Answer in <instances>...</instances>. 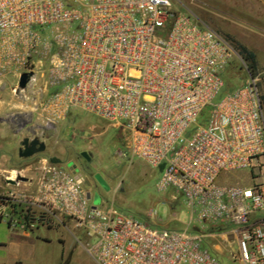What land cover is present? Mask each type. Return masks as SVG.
Here are the masks:
<instances>
[{"label":"built area","instance_id":"2783aa9c","mask_svg":"<svg viewBox=\"0 0 264 264\" xmlns=\"http://www.w3.org/2000/svg\"><path fill=\"white\" fill-rule=\"evenodd\" d=\"M236 55L171 0H0V77H17L11 92L31 97L41 124L76 107L108 121L131 156L160 168L157 191L173 189L198 223L233 225L239 263L264 264V179L217 181L264 154L260 76L243 62L247 75L215 100ZM23 72L32 74L21 88ZM34 168L0 189L10 226L29 232L68 218L99 264H221L203 234L94 204L81 173L46 157Z\"/></svg>","mask_w":264,"mask_h":264},{"label":"rangeland","instance_id":"374dc122","mask_svg":"<svg viewBox=\"0 0 264 264\" xmlns=\"http://www.w3.org/2000/svg\"><path fill=\"white\" fill-rule=\"evenodd\" d=\"M171 1L173 8L189 13L199 19L201 24L225 37L237 55L241 54L242 46L255 54L254 74L260 76L258 87L262 94L264 0ZM237 55L233 56L228 66L231 69L225 72L226 90L240 83L239 77L247 75L243 62H248ZM2 82V95L15 99L11 87L17 82V77L7 74ZM224 88L215 100L224 94ZM4 111L0 112V115L15 129L27 126L24 130L25 136L37 135L46 144L42 152L22 158L20 168L26 170L20 175H33L37 161L46 157L69 170L81 173L84 187L92 195H99L98 203H94L93 197L91 198L94 204L107 206L112 202L114 208L160 227L187 226L189 230L203 234V245L217 256L221 264H240L235 255L237 249L233 225L224 222L198 223L190 217L189 209L173 189L157 191L155 182L159 177L160 168L151 167L143 160L131 156L122 147L120 130L108 121L76 107L54 126H43L31 110V97L20 98L18 106L6 108ZM208 117L209 107H206L199 115L197 123L205 125ZM119 150L124 151L126 155H119ZM83 151L88 153L89 159L81 155ZM73 165H76L77 169L73 168ZM95 174L100 175L107 187L97 181ZM263 179L264 154L254 160L252 167L221 171L217 176L220 183L242 185H250ZM2 187L4 185L0 186V189ZM150 210L155 211L151 217L148 215ZM62 220L63 222L37 224L29 231V236H24L21 229L10 226L6 219L0 220V264H8L10 258L18 261L17 264H99L87 251V239L83 232L74 227L68 218Z\"/></svg>","mask_w":264,"mask_h":264},{"label":"crops","instance_id":"0c3cea01","mask_svg":"<svg viewBox=\"0 0 264 264\" xmlns=\"http://www.w3.org/2000/svg\"><path fill=\"white\" fill-rule=\"evenodd\" d=\"M2 80L3 78L0 77V90L4 86ZM13 97L16 100L11 97L6 98L0 92V112L4 113L6 108H14V106L19 105L20 98L15 95H13ZM261 98L262 107H264V89L262 90ZM25 129H27V126L15 129L12 124L3 117V115H0V186L4 185L5 187L9 178H13L15 175H18V173L24 174L23 172L26 170V168H20L22 158L24 157L17 154L19 147L18 144L26 135L24 132ZM22 234L24 236H29V232L26 231H22ZM17 263L18 261H15L14 258H10L8 261V264Z\"/></svg>","mask_w":264,"mask_h":264},{"label":"water","instance_id":"95a60500","mask_svg":"<svg viewBox=\"0 0 264 264\" xmlns=\"http://www.w3.org/2000/svg\"><path fill=\"white\" fill-rule=\"evenodd\" d=\"M31 74L32 72L21 73L19 80H18V86L21 88H24ZM45 147H46V144L44 140L40 139L39 136L37 135H34L33 137L25 136L20 141V146L18 147V155L26 158V157L32 156L35 153L42 152L45 149ZM82 155L85 158L89 159V155L86 151H83ZM94 176L103 187H107L104 180L100 177L99 174H95ZM23 178L24 177H22L21 175H18L17 177V179H23ZM15 181L16 179L8 180L9 183H14ZM87 196L90 197L89 192L87 193ZM98 201H99V195L98 193H95L93 195V202L98 203Z\"/></svg>","mask_w":264,"mask_h":264},{"label":"trees","instance_id":"16d2710c","mask_svg":"<svg viewBox=\"0 0 264 264\" xmlns=\"http://www.w3.org/2000/svg\"><path fill=\"white\" fill-rule=\"evenodd\" d=\"M240 52H241V54H240L241 57L248 62L249 67L251 68V70L254 73L255 72V68H256V56H255V54L252 51H250L248 48L244 47V46L241 47V51ZM230 69L231 68L229 67L227 70H230ZM224 90H226V89L224 88Z\"/></svg>","mask_w":264,"mask_h":264},{"label":"flooded vegetation","instance_id":"af4514ba","mask_svg":"<svg viewBox=\"0 0 264 264\" xmlns=\"http://www.w3.org/2000/svg\"><path fill=\"white\" fill-rule=\"evenodd\" d=\"M33 134H34V132H33ZM20 146V145H19ZM81 155H82V153H81ZM83 156V155H82ZM76 167V165H73V168H75ZM83 168H84V166H83ZM83 168H81L80 167V169H83ZM75 169H77V167L75 168ZM22 177H26V176H23V175H21Z\"/></svg>","mask_w":264,"mask_h":264},{"label":"bare ground","instance_id":"6f19581e","mask_svg":"<svg viewBox=\"0 0 264 264\" xmlns=\"http://www.w3.org/2000/svg\"><path fill=\"white\" fill-rule=\"evenodd\" d=\"M12 175V174H11Z\"/></svg>","mask_w":264,"mask_h":264}]
</instances>
